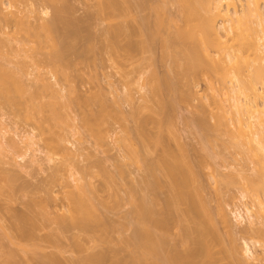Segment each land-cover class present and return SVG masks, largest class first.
<instances>
[{"label": "bare ground", "instance_id": "1", "mask_svg": "<svg viewBox=\"0 0 264 264\" xmlns=\"http://www.w3.org/2000/svg\"><path fill=\"white\" fill-rule=\"evenodd\" d=\"M26 1L28 2V0ZM144 1H142V5L144 4L143 3ZM47 2H52V1L49 0ZM100 2H102V0ZM114 2H115L114 0H105L103 5L102 3L100 4L102 5L103 8H105L103 9L101 7L103 9L102 11L105 10L104 12H106V10L108 9L107 13L110 11L109 13L111 16H112L111 13H114L113 19H116L117 16H118L117 18H126L128 17V15H130L128 13V10L131 13L132 9L130 11L129 2L128 5H126L127 4L126 2L124 4L125 6L122 5L121 7H117L118 4L117 0H116L117 4H115L116 2L115 3ZM175 2L178 5V9H179L178 20L170 16L169 17L173 20H171L168 16L167 18L166 13L168 11H166L164 7L165 5L160 4L159 6L160 2H158V6H156L157 4L154 5L153 3V6L151 8L154 11L153 13L155 14V19L153 17L154 16L153 14L152 16L153 18H151L150 16L149 18H147L148 19L147 20L146 19L147 16H146L145 18L143 17L145 20L141 18L140 19L141 21L139 22H141L140 23L141 25L142 23L144 24L145 22L146 25L148 26L154 23V30L151 31L153 33L151 35L150 32V35L152 37L154 36L153 39L156 40L159 39L158 41L161 42V46L163 45L162 48L165 49L163 51V54H165V52L167 53V55L165 54L166 56L163 55L165 58L168 56V54L170 56L172 55L171 57H175L171 59L172 63L174 59L176 61L175 64L176 66L174 65L175 61L173 63L175 67L172 66L174 68L173 71L176 72V73L173 72V74L175 73L174 76L176 78L178 79L180 78L181 79L180 81L185 82V83L181 82V85L179 81L177 82L180 85L179 86L180 87L179 92L181 90L180 96L181 97L184 96L182 97V99L185 98L186 103L194 99L203 100L204 98H206L208 100V103L205 102L204 104L200 105L201 107L199 106L200 111L198 115V122L196 121V123L197 125H200L203 130L201 129L200 126L198 127L202 131L208 129V132L210 131L209 129H212L217 134V135L215 134L216 135L215 137L218 136L217 139L215 138L213 140H216V142L220 141L221 143L224 142L223 145L224 148L226 149L228 147L233 148L236 154L235 157H238L240 155L241 159L245 162V164L249 165L250 163L252 165L253 176L252 177L250 176V178L248 177L247 179L248 185L246 187H242V191H243L242 195L243 197H248L250 199L249 203L246 202L244 204L245 208L243 210L237 209L234 211L235 217L238 220V222L241 223L243 220H245L246 219L245 215L248 218L247 220L249 222V226L245 227L246 229L245 233L247 232L246 235H248L249 238L248 236H246L248 240L244 239L245 242L242 251L239 249L238 246L239 244L237 240H235L236 238L235 239L234 237L230 238L229 244H227L220 232L219 223H222L223 226L227 228L230 234H232L230 230H232L233 228L232 227L233 224H231L232 222H231V218H229L228 211L224 207L223 202L222 201H221L222 203L220 202L221 199L219 200L217 206V212H216L218 216L217 219L213 211L208 206L207 201L203 197L202 195L203 193H201L202 187H200L201 183L199 182V178H200L199 169L204 167L203 163L206 161V159L205 161L203 160L204 162L202 161L203 162L202 165L200 164L201 162L196 160L197 158H199L197 157L195 159L197 163L194 164H197L198 169L197 168L195 169V167L197 166H195L190 159H186V157L188 158V156H182L183 152L180 153V155H178L172 152V150L169 149L168 147H164L167 145L166 143L164 144L165 142L163 141L164 138L163 139L161 138V136L163 137L162 134L161 135L156 134L155 138L154 137L151 138V135H149L150 138L152 139L150 140L149 136H147L145 133V135H143L144 139H148L149 141H151V144L153 141L152 144L153 146H161V147L163 146L162 150L164 151L162 153L163 155L161 159L157 162V164L155 162L146 163L150 165L152 163L150 168L151 170L154 169L153 171H151L149 170V166L148 165L146 166V168H148L147 169L148 172L151 171L150 176L153 175L150 181L153 180L154 182L153 181L147 182L148 185L146 184L148 188L152 187L151 190L153 193L150 190L148 191V193H151V196L148 193H146L147 195L146 194L142 195L144 193L138 194V196L140 197L137 198V201L139 199V202L137 203L135 197H133L132 194V199L135 202V206L133 205L134 210L132 209V213H134L135 216L137 215L136 217L138 219L137 220L138 225L135 224L137 227L134 228L136 230L135 232H133L128 236H122L121 238L118 239L116 238L117 239L116 241L113 239V237L110 234V228L115 226L114 224H112V222L108 221L107 217H106L107 219L106 221L105 218L101 217L104 213L102 214L103 210H101L100 207L98 209L100 210L102 215H97L99 210L97 212L96 206L98 205H95V200H93L91 197V195L94 193H87L89 190L88 188L89 182L84 181L85 183H81L80 176L77 178V176H75L76 173L73 175L72 172V175L70 176L71 173L67 172V170H63L64 168L63 164L68 163L65 162L67 160H64L61 161L60 164L58 165H56L57 163L53 165L54 171L53 172L50 171L52 174L50 175L51 178H49V180L50 179L51 180L48 182L49 184L47 185V187L50 185V187H48L49 191H47L46 189L47 191L46 194L48 195V196L46 195L47 197L46 199L40 197H39L40 199L34 198L38 196H34L33 198H31L32 200L30 199V202L31 201L32 202L31 203H28L29 201L27 202L28 203L27 215H26L27 211H23V213L25 212L24 215L16 212L17 209L16 210L14 209L13 212L7 210V212H11L9 213L10 218L12 217L11 223L4 224L5 221H3L2 224L0 223V228H1L0 232L3 233V236H6L4 237L5 239H3V237L1 238L5 242L6 239L8 240L6 242V243L9 242V244H6L7 246L10 245L12 246V247L10 246L11 248L10 247L8 248L9 250L7 251V254L6 252H3L5 253L4 255H7L5 259L4 256H1L3 257L4 260H7L5 264H256V261H259L258 264H264V0H175ZM58 3L60 4V2H57V4L55 2L53 3L56 4V6L54 5L55 8H57V6L61 7L60 5H58ZM239 5L242 6L241 9L239 8ZM7 6L10 7V3L9 5H6L5 0H0V20H1L0 23L3 24L6 23V26L10 27V25L7 24H11V23L13 24L16 18L18 20V16H17L18 14H16L17 12L14 10L11 9H10L11 11L8 10ZM118 6L120 5L118 4ZM126 6H128L127 7L128 10L127 8H125ZM122 7H124V9ZM110 9L115 11L113 12ZM45 10L44 12L47 13V11ZM7 11L8 12L10 11L12 16L11 14L9 15ZM56 11H59L58 12L59 15L63 14L60 13L61 11H63L62 8L61 10L60 8L59 9L57 8L55 9V12ZM116 14L117 16L115 17ZM168 14L169 13H167V15ZM55 16H57V13H55ZM24 20L26 23L27 20L26 19ZM2 21H4L5 23ZM28 21L27 23L30 24L31 26V23H29ZM149 21H151L152 23L150 22L148 24ZM54 22L55 21H53V23L47 22V24H44L46 27H44L43 25L44 22H42V24H40L43 25L42 28L39 25L40 26L39 29H41V31L43 29L42 32L46 31L45 28L47 29L46 33L44 34L40 33V35L42 36L45 35L47 37V33H48L49 38L45 37L46 39H48L45 40L47 41V43L48 41L49 42L51 41V43H48V45H50V48L52 47V45L53 47H55V50L52 47L55 52H53L50 55V57L52 56L51 57L52 61L51 59H49L50 61L49 63H51L50 68H52V76L55 82L54 81H53L54 83L51 81L49 82V79L51 80V78H49L47 81L44 79L45 77H43L42 80L43 79L44 80L43 83H41L42 85L39 84L41 87L43 86V88L45 87L47 90H49L50 93L52 92L51 94L54 95V97L52 96L53 100L55 99V97L59 99V97L62 96V94L59 95L58 93L60 90L58 89V91H56L57 89H54L58 87H52V85L54 84L53 86H55L57 80H61L62 78H66L69 80L70 76L68 77V74H70L69 71L71 69L70 66L72 64L70 62V59L67 58L68 56L66 54L68 53V49H70L68 48L70 47V45H68L70 39L68 43H66L68 47L67 45L63 46L62 47L63 50H59L60 48L56 47V43H58L59 38H57L58 32L55 31L57 28L54 27L55 26ZM57 22H59V20ZM17 23L18 21L15 22V24ZM22 25L24 27L18 25L19 27H21L20 29L24 28L22 30L28 31L26 30V28L28 27L30 28L29 25L25 26L27 24H22ZM146 25L144 24V27L143 25L141 27L138 26L140 32L138 29H136L137 27L135 28L136 31L134 27L131 28V30L133 29L132 31H134L135 34L136 33L142 34L141 28L143 29L145 28L143 30L142 36L144 37L146 34H147L146 36H148L149 32L148 31L146 32ZM34 26H33V31L35 33V31L37 32L38 27L35 28ZM128 26L130 27V25L128 24L125 25V23H119L116 25V27H113V29L115 28L114 34H112L113 32L111 33L109 31L114 38L116 37V39L114 40H117L118 37L117 40L118 42L117 41L114 42V45L116 47L119 45L120 36L124 35V37H126L125 34L127 33L128 35L130 32L131 33L128 36L131 35L133 36L132 34L133 32L129 30L130 28ZM152 26H149L148 28L153 29ZM19 27L17 29L20 32ZM171 29H172L171 31L172 35L169 33ZM29 30L30 32H33L31 31L32 26ZM163 30L164 31L166 30V33L168 31L170 35L164 34ZM53 31H55L54 34ZM0 32H4L3 26H0ZM30 32L28 33L30 34ZM34 33H31L30 35L31 36L36 35ZM154 34H156L157 37L159 35L161 37V40L160 37L156 38ZM40 35L38 34V36H33V37H35L34 40L37 42L38 48L42 49L44 48V46L42 45L44 44L45 41L43 40L44 38H42ZM55 35L56 37H54ZM68 35L69 34H67V36ZM76 35L73 37H76ZM150 35L149 37L145 36V38H143L144 41H146V43L148 44L149 41L151 40ZM146 38H149V40ZM144 41L142 40L143 43L141 44H145V47H147ZM62 43H64V40ZM150 43L152 44L153 41L151 40ZM151 44L148 45V48ZM5 45H7V41L0 38V107L7 106V104L9 105L18 104L15 98H13L12 91L14 92L16 90L17 91L19 90V92L23 91L26 93L25 90H27V88H25L26 87L25 82H23L21 79V76L23 75L22 72L24 71V67L26 63H24L25 61H22L21 63L15 65L7 64V54L3 51V46ZM58 47H59V43H58ZM126 47H125L126 56L127 57L129 56L128 58L131 59L130 57L133 55L135 49L136 48L138 49V45L135 42L133 43V41H129V43L127 42L126 44ZM141 48L142 49L144 48L143 45H141ZM148 48L145 49L147 50ZM16 50L17 49H15V52ZM18 52L19 51L17 50L16 53L19 54ZM169 57L167 58L169 59ZM36 64L34 65L35 67ZM73 64L75 63L73 62ZM38 66L39 64H37V68ZM176 67L177 70H179V72L176 71ZM54 70H55V74H53ZM152 71L153 72L149 74L150 77L148 76L150 79L148 78V81L145 82L146 84L148 83L147 84L148 86L145 87L146 84L145 85L144 83L142 84V87H145L146 90L147 87L149 88V90L147 91L152 97L149 96L148 100L144 98V101L148 102L150 98L151 99L154 98L153 100L155 101V99L157 98L156 99L157 101H155L157 102L156 109L154 110L153 108V110L161 114L162 111L163 112L165 111L166 108L165 102L167 103L168 107L173 106L171 105L172 103L170 104V100H168L169 102L168 104L167 98L162 97L164 96L163 90L165 88L167 89L168 84L169 83L172 84V82L169 76H168L169 79L166 78L167 77L166 75L161 77L158 74H156L155 70ZM31 72H28L27 74L32 75ZM58 75L59 77L61 75L62 78L57 79ZM64 75L67 77H64ZM177 75L180 76L177 77ZM41 77L42 75L40 73L39 78L41 79ZM199 80H204L207 83L206 91L201 92L197 88L199 84ZM173 84L171 86H173L174 88ZM31 85L33 86L34 84ZM40 86H38V88L35 87L36 88L35 92L40 93L43 91L44 93L46 89L41 88V90L42 89L43 90L40 91ZM70 86H73L74 89L70 87L72 90H69V93L71 92L74 96L78 94V92L76 91V86L75 85H70ZM181 86L183 89L181 88ZM50 88L51 90L52 88L54 90L51 91ZM32 91L33 89L31 90L29 88L28 90V93L30 92L29 93L30 96L28 97L29 101L27 99L26 100L30 104H32L34 108L36 107L35 110L37 109V107L40 108V110H36L37 112L41 111L42 113L45 107L50 106L49 110L48 107L45 108L44 111H47L50 117H52V119L54 120L52 126L50 127L46 126L48 127V129L46 128L47 131L49 130L48 134L50 133L51 135L50 137L47 136L48 138H46V139H50L49 141L47 140L46 142L48 143L47 147L50 148L48 149L49 150L57 149L58 151H62L66 153L67 151L65 150H68L69 148H67V145L64 146L65 144L62 143L63 141L65 142L66 139L62 138L64 136L63 135L64 128L61 129V124L64 125V123L62 122L64 121L63 118L65 117L63 116H66V115H62L63 113L61 111L62 107L66 106V105L61 106L62 102H64L63 99L60 97V99H62V101L59 99L61 103L58 102L55 103L54 101L53 103H49L47 101L49 103V104L47 103V106L40 105L41 102L46 103V101L44 102V100L46 99H48L49 101L51 100L50 102H52V98L49 96L51 94L48 95L49 92L45 91L46 92L45 96L46 97L49 96L51 99L46 98L44 96L46 99L44 98V100H42L43 99L42 95L44 94L42 93H40V95L39 93L33 94L34 92L32 93ZM74 91L75 93L76 92L77 93L75 94ZM183 92L184 94H182ZM33 95H38L36 96L37 99ZM98 95L99 97H96L97 93L93 94L92 95L93 98L84 96L82 97L83 99L85 98L84 101L82 98L80 99L81 100L80 102L83 101V105L81 103H78L77 105L79 107L83 106L84 110L86 108L90 110L89 111L88 109H86L88 113L87 111L83 110L85 112L83 113L81 108L80 111H82V115L85 114L84 115L85 118L84 116H82L85 119L84 123H86L87 126L93 129H95L96 127L99 128V126L107 124L106 123L108 121L107 119L109 118L110 120V117L113 118L114 114L116 116L118 114V116L121 117L120 109H116V111L118 110L117 113L116 111H112L111 109H109L110 105L108 106L109 108L106 106L105 107L103 106L102 108V105L104 104L108 105V104L105 103L104 101H100L104 99L103 98L100 99V94ZM39 96L40 98H42L40 99L41 101L39 100ZM77 96H79V94ZM77 96L74 99L77 100ZM147 96L145 95L144 97ZM33 97L35 98L33 99ZM70 97L71 96H69L68 98ZM86 97L88 98L86 99ZM68 98L66 99L70 100ZM89 98L92 100L96 98V101L97 98H99V100L97 101L99 103L97 105L99 109H96L97 107L94 108L95 105L93 104L96 103L95 100H93V102L90 103L92 100H90ZM32 99L34 100V102H36L35 100L38 101L34 103L32 102L33 101ZM88 99L90 100V102ZM185 99H183L182 101L185 102ZM26 100L24 101V103H26ZM71 104H73V102ZM90 104L92 106H90ZM99 105L101 107H99ZM73 106L76 105L74 104ZM86 113L89 115H87ZM112 113L114 114L112 115ZM64 114L66 113L64 112ZM163 114L167 116L166 114H168V112H166V114L165 113ZM44 115L47 117L46 112H44ZM108 115L110 117H108ZM41 117L43 118L44 121V116ZM50 117L49 118L47 117L48 120L51 119ZM211 118L213 119V122L210 120ZM38 120L40 119L38 118ZM38 120L36 124L42 122L41 120L40 122ZM169 120H168V124L170 123ZM148 121L149 120H147V122H144V120L141 121L140 126L142 128H146L147 126L146 123H149ZM2 123L3 122L0 121L1 135L3 134L2 128H4L1 125ZM42 123L40 125H42ZM40 127L39 129L43 131L44 127L43 128L42 126ZM60 129L61 131L62 130L63 131L61 132ZM104 129H101V131L103 130V133H101L100 129H98V134L101 133L104 134L105 136L107 132L109 133L110 129L109 131L108 129L105 130ZM5 131L7 130L5 129ZM47 131H45L46 134ZM104 131H106V133H104ZM45 132L43 131L39 133H41L40 135H42V133L45 134ZM208 132H205V134L210 135V133ZM20 134L21 133H19V135ZM38 134L37 133L35 134L34 132H32V130L29 132H24L22 136H20L21 137L20 141L22 143H25L26 146H28L27 148L31 150L32 149L31 146L35 145L34 144L35 142L34 139L36 138L35 135ZM158 135L160 138L158 137ZM221 135L222 137L223 135L226 136L223 137L224 140L221 137ZM104 136L99 135V137H101L100 140L102 141V143L103 141H105L104 138H106ZM156 137L158 138L156 139ZM206 137L207 139L208 138L210 139V136H206ZM220 138H222V141ZM207 139L204 140L205 144L209 143L211 140V139L208 140L209 141L208 142ZM10 142L11 143L8 142V144L9 145L11 144L13 146L12 147L10 145L12 148H15L14 146L18 145L17 141L11 140ZM210 143H212V140ZM129 146H128L129 149L130 148L133 149V147H131V144ZM132 149L128 151L130 152V156L132 155L131 157L133 159L136 158L137 156H140L138 153L137 154L133 153L134 151L136 152V150L133 149L134 150L133 151ZM27 154H25L22 158H24ZM65 155H63L64 158H66ZM3 156L7 157L6 154H4ZM142 156H143V160L146 162L147 159L145 160L144 158L145 155ZM142 156H140V160L142 159L141 158ZM199 156L202 158V155ZM4 157H0V164L2 166L3 164L7 163V160L4 159ZM205 157L207 158L208 156ZM47 160L49 162L54 160L52 154L49 155V153H47ZM137 160H139V157L137 158ZM36 161L37 160H35V162ZM32 162H34L33 159ZM154 165L155 168L152 167ZM158 167L162 170L163 172L162 174H164L163 176L165 177V182L167 181L166 183L165 182L163 183V180H161L162 178L158 176L160 174L156 173L157 171L155 170H157ZM64 169H66V167ZM67 169L69 170V167ZM4 170L0 169L1 176L5 174ZM245 170L243 172L242 171L240 172L244 173ZM154 171L155 174L153 173ZM245 174H243V178ZM8 175L9 174L7 175L5 174L2 176V178H4V180L7 181L8 180L7 178H10V176ZM236 175L240 177V175L238 174ZM108 176H110V174ZM237 176L235 177L238 178ZM81 177L83 178L82 175ZM229 178L230 180L226 179L224 183L226 182L227 184L228 181L232 182V180L234 179V177L232 178L230 176ZM72 179L74 181V184H72L73 182L72 183L70 182ZM146 179L149 180V178ZM2 180H0V182ZM237 182H243V181L238 180ZM86 183H88V185ZM149 184H151L152 186L150 185L151 187H149ZM243 184L242 186L246 185ZM90 186L91 185H89V187ZM201 186H203V184ZM15 187L17 188L18 186L16 185ZM15 187L13 188V190H15ZM55 187H58V189H56L57 192L55 190ZM163 187L166 188L167 190L164 191L166 194L163 202L161 203V199L159 198L158 194L160 189H163ZM20 188H17L18 190H16V192L19 190L21 191L22 188L21 189ZM10 189L12 190V186ZM89 191L90 192L93 191V186H92V191L91 188ZM132 192H134L135 194L137 190L136 191L132 190ZM43 196L45 198V195ZM147 197H149L150 199ZM59 200L60 202L58 203ZM50 201H53L54 202L53 204H55L56 206L54 207V209L56 210L54 212L57 213H54L56 214V216L53 215V217L50 216V211L52 212V210L49 209H51L50 207L53 208L54 205L52 206L50 204L52 202ZM179 205H185V208H178ZM103 207L104 209L106 208L105 206ZM37 209H39L40 211ZM59 210H61L60 213H58ZM14 211L16 213H14ZM175 211L177 212L180 211V212L178 213L176 212L175 214ZM104 215L106 216V214ZM131 216H133V214ZM175 224H179L180 226L179 228L180 233L178 234L177 237L172 233V226ZM45 229H49L48 230L49 232H46L45 234L43 233L44 235L39 234L41 230L43 231ZM68 233L70 236L73 233V236L71 237H73L74 241L72 240L71 237L69 239L73 241V245L75 248L70 246L72 245V242H70L71 244H67V245H69V248L72 247L76 249V250L73 249L74 251L72 249H69L72 250V254L69 253V255L67 253L68 251L65 252L67 254H65L64 251H61L63 242L69 237L67 235ZM249 239L253 241L252 243L254 246L258 245L259 247L262 248V253L260 255L255 254L253 252L251 241L249 242ZM119 241L122 242L123 244L122 247L124 246L123 248H125L124 250H126L125 254L121 253V250L123 251L121 246H120L121 249L120 247H118L119 249L116 248V245L119 244ZM1 247L3 248V245H1ZM4 248L7 247L4 246ZM66 250H68V248H66ZM1 260L2 259H0V261Z\"/></svg>", "mask_w": 264, "mask_h": 264}, {"label": "rangeland", "instance_id": "2", "mask_svg": "<svg viewBox=\"0 0 264 264\" xmlns=\"http://www.w3.org/2000/svg\"><path fill=\"white\" fill-rule=\"evenodd\" d=\"M25 1L26 0H24V1L18 0V2H17V0L16 1L5 0L6 5H9V3H10V7L7 6L8 7L7 9L8 10L11 9V10H14L17 12L16 14H18L17 15L18 20H17V18H16V20L18 21V23L19 22L20 23L15 24V22H17V21L14 20L13 24L12 23L7 24V25H10V27L6 26V23L4 21H2V22H4L5 24L0 23V26L4 27V32H0V38L7 41V45L3 46V51L7 54V64L15 65V64L21 63L22 61H25L24 63H26V64L24 67V71L22 72L23 75L21 76V79L23 82H25V86H26L25 88H27V90H25L26 93L23 91L19 92V90L18 91L16 90L14 92L12 91L13 98H15V100L18 102V104H15V105L7 104V106L0 107V121L3 122L1 125L4 127V128H2L3 138H2V135L0 134V139H2V140H0V157H4L3 156L4 154L7 155V157H4V159L7 160V163L3 164V166L0 164L1 165L0 169L4 170L6 168L7 170L6 169L4 170L5 174L6 175L9 174L8 176H10V178H7L8 180L6 181V180H4V178H2V176L5 174H3L2 176L0 175L1 176L0 180L3 179L0 182V223L2 224V222L5 221L4 224L5 223L10 224L12 217L10 218L9 213L13 212L14 209L15 210L17 209L16 212H18L19 214H24L25 212L23 213V211H27L28 203L32 202V201L30 202V199L33 198L34 196H38V197H34V198L40 197V198L46 199L47 198L46 192L49 191L48 187H50V185L48 187H47V185L49 184L48 182L51 180V179L49 180V178H51V176H50L52 174L51 172L54 171L53 165H55L56 163H57L56 165H58V164H60L61 161L67 160L65 162H68V163L63 164V167L64 168L66 167V169L63 168V170H67V172L71 173L70 176L72 175V172H73V175L76 173L75 176H77V178L80 176L81 183H85L86 181L89 182V185H91L90 187H89L88 183H86L88 185L89 190L91 188V191H92V186H93V191L90 192L87 188V190H88L87 193H94L91 195V197L93 200H95V205H98V206H96L97 212L99 210L98 208L100 207L101 210L104 211V212L102 211V214L103 213L106 214V216L104 214H103L104 215L103 216L99 210L97 215H102L101 217L105 218V221L107 220L106 219V217H107L108 221L112 222V224H114L115 227H111L112 229L110 228V234L113 237V239L116 241L118 238H121L122 236H128V235L132 234L133 232L136 231L134 228L137 227L135 224H137V222H138L137 221L138 219L136 217L137 215L135 216L134 213H132V209L134 210L133 205L135 206V202L132 199V194H133V197H135L136 202L138 203L139 199L137 201V198L140 197V196H138V194L144 193L142 195H145L146 193H148L149 190L152 192V190H151L152 185L149 184V187H151V188H148V186H147L148 185L147 182L153 181V180L150 181L152 179V176H153V175L150 176L151 175L150 172L153 171L154 169L151 170L150 166L154 162L157 164V162L161 159V157L163 155L162 153L164 151V150H162L163 146L162 147L161 146H153L152 145L153 141L151 144V141H149L148 139H144L143 135H145V133H146L147 136L151 135V138L152 137L155 138L156 134H160V135L162 134L163 137L161 136V138L162 139L164 138L163 139V141H165L164 144L166 143V145H167L164 147H168L175 154L180 155V153L183 152L182 156H188V158L186 157V159H190L193 164L197 163V161H195V159L197 157H199V158H197L196 160L201 162L200 164H202L206 159V161L203 163L204 167L199 169L200 171L198 170L200 172V174H199L200 178L198 177L199 182L201 183V185L203 184V186L200 185V187H202L201 193H203L202 194L203 197L207 201L208 206L213 211V213L215 214L217 219H218V216L216 214L217 206H218L219 200L221 199L220 202L222 201L224 207L227 209L228 214H229V218H231V222H232L231 224H233L232 225L233 228L231 227L232 230L229 229L232 232V234H230L229 231L227 230V228L224 227L222 223H219L220 232H221L222 236L224 237L225 242L227 244H229L230 238H232V237H234V239L236 238L235 240H237V242L239 244L238 245L239 249L242 251L243 246H244V242H245L244 239L248 240V238H249V236L246 235L247 232L245 233V230H246L245 227L249 226V222L247 220L248 218L246 217V215H245V218H246L245 220H243L241 223L238 222V220L235 217L234 211L237 209L243 210L245 208L244 204L246 202L249 203L250 199L248 197H243V195H242V192H243L242 187H246L248 185V181H247L248 177L250 178V176L251 177L253 176L252 165L250 163H249V165L245 164V162L241 159L240 155L238 157H235L236 154H235L233 148H229L228 146H227L228 147L227 149L224 148V146H223L224 142H222L223 143L222 144L220 141L216 142V140H213L215 138L217 139L218 136L215 137L217 134L212 129H209L212 132H210V131L208 132V129L206 130L204 127V129H205L204 131L210 133V135H206L205 132L202 131L203 130L202 127L200 125H197L196 121L198 122V115H199V111H200L199 106L201 104H204L205 102L208 103V100L206 98H204L203 100L194 99V100H190L189 101L190 103L189 102L186 103V99L183 98V99H185V102L182 101L183 100L182 97H184V96H182V97L180 96L181 90L179 92V89H180L179 86L181 85V82H184V81H180L181 80L180 78L178 79L174 76L176 72L173 71L174 68L172 66H174L176 64V61L174 59L175 63L173 61V63H174V65H173L171 59L175 58V57H171L172 55L170 56L168 54L167 57L170 56L171 58L170 57H169V59L167 57L165 58L163 55H165V54L167 55V53L165 52V54H163V51L165 50L162 48L163 45L161 46V42L158 41L159 39L158 40L153 39L154 36L153 37L151 36L153 33L151 31L154 30V23L149 25V26L153 25L152 26L153 29L150 28L151 29L150 30L148 28L149 26L146 25V23L144 22V24L146 25V32L148 31L149 35L151 32L150 39L153 41L152 44L150 43L151 40L149 41V44H151L149 46V48H148L149 44L146 43V41H144V39H143V38H145V36L147 34L144 37L142 36L143 30L145 28L144 29L141 28L142 34L141 33L135 34V32L132 31L133 29L131 30V28H133V27H134V29L136 27H137L136 29H138L139 28L138 26L141 27L142 25L144 27V24L142 23V25H141L140 24L141 22H139V21H141L140 20L141 18L144 19L147 16L146 17V19H147L151 16V18L154 17V19H155V14L153 13L154 11L151 9L153 6V3H154V5L157 4L156 6H158V2H160L159 6H160V4L161 5L164 4L166 11H168L167 13H169L167 15V13L165 12L166 17L170 16V17L178 20L179 19V9H178V5L176 4L175 0H146V1L142 0V1H144L143 5H142L141 0H130V1L129 0H127V1L126 0H117L118 4L120 6H118L116 0H114L116 2V3L115 2L114 3L117 4V7H121L126 2H127L126 5H128V2H129L130 11L132 9V11L130 13L128 8H127L128 6H126L125 8H127L128 13L130 15H128V17H126V18H117L118 16L116 14L115 15V17L117 16L116 19H113L114 13H111L112 16L109 13L110 11L107 13L108 9L106 10V12H104L105 10L102 11L103 9H105L102 7L105 0H102V2L104 1L103 3L100 2L101 0L100 1L99 0H62V1L59 0V1H57L56 0L57 2H60V4L58 3V5L61 6V7L57 6V8L58 9L60 8V10L62 8V10L64 11V12L63 11L60 12L61 14L63 13L62 15H59V13H58L59 11L55 12V9H57V8H55L57 2L54 0H50V1H52V2L54 1L56 4H53L54 2L53 3L47 2L49 0H28V2L26 1L28 4ZM101 3H102V5H100ZM131 4H133L134 6ZM26 5H28V6H26ZM122 8L124 9V7H122ZM239 8L241 9L242 6L239 5ZM30 10L33 12H31ZM44 10L47 11V13H45ZM110 10H112V9H110ZM10 11L9 12L7 11L9 13V15L11 14ZM116 12H117V10H116ZM55 13H57V16H55ZM153 14H154V16H153ZM58 15L62 19L59 18ZM11 16H12V14H11ZM24 17H26V18H24ZM57 17H58L59 22H57L58 21ZM19 18H20V20H19ZM24 19H26L27 21L29 20L28 22L31 23V26H32L31 31H33L34 25H35L34 26L35 28L38 27L37 32L39 35H40V33L44 34L47 32L46 28H45L46 31L44 30L45 32H42L43 29L41 31V29H39L40 26L42 28V26L44 24H47V22L53 23V21H55L54 27L57 28L55 31L58 32V33L57 32L56 33L58 35L57 38H59V40H58L59 47H58V43H56V47L60 48L59 50H63L62 47L67 45L66 43H68V41L70 39V42L68 43V45H70V47H68V45H67V47L70 49H68V53H66V54L68 56L67 58H69L70 62L72 63L71 66H73V67L70 66L71 69L68 67L70 69V71L68 69V71L70 72V74H68V77L70 76L69 80L66 78H62L61 75L59 77V75H58L57 79L62 78L63 80L62 79L57 80V83H55V86H53L54 84L52 85V87H58V88H54V89H57L56 91H58V89L60 90L59 93L58 92H56V93H58L59 95L62 94V96H60V97L63 99L64 102H62L61 106L66 105L65 107H62V109H61V111L63 113L62 115L67 116V117L63 116L65 118L62 117L64 120V121L62 120L63 121L62 123H64V125L61 124V129L64 128L63 129L64 130V134H63L64 136L62 138L66 139L65 142L63 141L62 143L65 144L64 146L67 145V148H69L68 150H65V151H67L66 153L62 152V151H58L57 149L49 150L50 148L47 147L48 143H46L47 140L48 141L50 140V139H46V138L51 136L50 133L48 134L49 130L47 131V129H48V127L52 126V124L54 123V120L52 119V117H50V115H49V113H47V111H44V109L48 108V107H49L48 110L50 109V106H47L48 102L53 103V101H54L55 103L56 102L61 103L60 100L62 101V99H60V97H59V99H60L59 100L57 97H55V99L53 100L52 96L54 97V95L51 94L52 92L50 93V91L47 90L45 87L43 88V86L42 87L40 86V85H42L41 83H43L44 79L48 81V79L51 78V80L49 79V82L50 81L55 82V80L52 76V68H50L51 63H49L50 62L49 59H51V57H52V56L50 57V55L53 52H55L54 51L55 47H53V45L51 44L52 47L54 48V50H53V48L52 47L50 48V45H48V43H51V41L50 42L48 41V43H47L46 40H48V39H46V38H49L48 33H47V37L45 35H43V36L40 35L42 38H44L43 40L45 41L44 42L42 40L44 42V44L42 43L43 44L42 46H44V48H42V49L38 48V44L34 40L35 37H33V36H38V34L36 31H35V33H34V31L30 32L29 29L31 28V26H30V24L27 23V21L25 23ZM45 20H46V23H45ZM171 20H173V19H171ZM7 22H9V21H7ZM42 22H44L43 25H40V24H42ZM142 22H143V20H142ZM150 22L151 21H149L148 24ZM21 23L27 24L25 26H28V25L30 26V28L28 27L29 29L26 28V30H28V31L22 30L24 28L20 29L21 27H19L18 25L24 27ZM119 23H125V25L126 24L130 25V27L129 26L128 27L130 28L129 30L133 32L132 33L133 36L132 35L128 36L131 33V32L129 33V31H128V33H129L128 35H127V33L125 34L126 37H124V35L120 36V39H119V45L120 46L118 45L116 47L114 45V42L118 40V37H117V40H114V39H116V37L114 38L112 34H114V29H115V28L113 29V27H116V25ZM133 25H135V26H133ZM17 26L19 27L20 32L18 31ZM44 27H46V26L44 25ZM15 28L18 32L15 30ZM111 29H113V30H111ZM136 29H135V31H136ZM172 29L169 32L170 34H171ZM34 30H36V29H34ZM38 30L41 32H39ZM74 30H76V31H74ZM13 31H15L16 33ZM55 31H53V34ZM109 31L111 33L112 32L113 33L111 34ZM28 32H30V34L34 33L36 35L32 34L33 36H31ZM139 32H140V30H139ZM169 33H168V31L166 33V30L164 31V34L170 35ZM67 34H69V35L67 36ZM74 34L75 35L78 34V35H76V37H73V36H75ZM149 35L146 37H149ZM154 35L156 38L160 37L159 35H158V37L156 34H154ZM65 36L68 38H66ZM164 36H167V35H164ZM54 37H56V35ZM62 39L64 40V43H62L63 42ZM146 39L149 40V38H146ZM142 40L144 41V43H146L147 47H145V44H141V43H143ZM160 40H161V37H160ZM112 41H113V44H112ZM129 41H133V43L135 42L138 45V49L137 48L135 49V51L133 52V55L130 57L131 59L128 58L129 56L128 57L126 56V50H125L127 48L126 44H127V42L129 43ZM71 44H72V46H71ZM139 45H140V48H139ZM141 45H143V47H144L143 49H145V48H148V49L143 50L141 48ZM123 46H125L126 48ZM15 49H17L19 51L18 52L19 54L16 53L17 50L15 52ZM73 49H74V52H73ZM49 52H51V53H49ZM26 53L28 56L26 55ZM48 57H50V58H48ZM53 59H54V57H53ZM51 61H52V59H51ZM73 62L75 64H73ZM34 63L39 64L38 68H37V64H36V67L34 66L35 65ZM52 65H53V62H52ZM54 65H55V63H54ZM54 68H55V66H54ZM152 70H155L156 74H158L161 77L166 75L167 76L166 78H168V76H169L172 84L174 83L173 84L174 88H173V86H171L172 84H170L168 81V83L170 84V85L168 84L169 88L167 86V89L165 88L164 89L165 91L163 90L164 96H162V97H166L167 102H168V100H170V104L172 103L171 105H173V106L168 107L167 103L165 102L166 106L165 105L164 106L166 108H165V111L164 112L162 111V112L165 114H166V112H168V114H166L167 116H165L162 112L160 114V113H157L156 111H154L156 109V103L157 102H155V101H157L156 100L157 98L155 99V101L153 100L154 98H152V99L150 98V100L148 102L144 101V98L148 100V97L151 96L149 94V92L147 91V90H149V88L147 87V90L145 88L146 86H148L147 85L148 83L146 84L145 82L148 81V78L150 77L149 74H151V72H153ZM176 71L179 72V70H177V67H176ZM28 72H31L32 75H28L27 74ZM173 72H175V73L173 74ZM40 73L42 75L41 79L39 78ZM53 74H55V70H54ZM178 76H180V75H177V77ZM43 77H45V78L42 80ZM64 77H67V76L64 75ZM132 79H133V81H132ZM178 81H179L180 85L177 83ZM143 83H144V85L146 84L145 87H142ZM31 84H34V85L32 86ZM70 85L76 86V91L78 92L79 96H77L78 94H76L77 92L75 93V91H74V93L76 94L75 96L71 92L69 93V90L74 89L73 86H70ZM177 85H178V87H177ZM38 86H40V91H42L43 89H46L45 91L49 92L48 95L51 94L49 96L52 98V102H50L51 100L49 101L48 99H46V98L51 99L49 96H47V97L45 96L46 92L45 91H44V93H43V91L40 92L44 95H42L43 99L40 98V96H39V100L40 99L44 100V98L46 97L45 98L46 100H44V102L46 101V103L41 102L40 105L47 106L44 109L41 108V109H43L42 113H41V111H38L40 113H38L36 111V110H40V108L37 107V109L35 110L36 107L34 108L32 106V104H30L28 102L29 101L28 97L30 96L29 93L31 92L30 91L28 93L29 88L31 90L33 89V91H32V93L34 92L33 94H37L39 92H35V89H36L35 87L38 88ZM170 86L172 89L170 88ZM70 87H72V89ZM41 88H43V89L41 90ZM175 88H177V89H175ZM181 88H182V86H181ZM197 88L201 92H204L207 90V83L204 80H199V84H198ZM54 89L52 88V90H51V88H50L51 91H53ZM13 90H15V89H13ZM37 91H38V89H37ZM40 93H39V95H40ZM91 93H92V95L97 93L96 97H99L98 94H100V99L101 98L104 99V100H100V101H104L105 103L108 104V105H106V104L102 105V108H103V106L108 107L110 105L109 106L110 108L109 107L108 108L111 109L112 111H116V109H120L121 110V113H120L121 117L118 116V114H117L118 110H117L116 111L117 113L116 112L115 113L117 114L118 117L114 113H112V115L114 114V116H116V117L113 116V118H111L108 115V117H110V120H109V118L107 119L108 120L106 122L107 124L101 125V126H99V128L94 127L95 129L87 126L86 123H84V120H85L84 115L85 114L82 115V111L84 110V108H83V106L79 107L77 105H78V103H81L83 105V101L85 98L83 99L82 97H84V96L92 97ZM147 93H148V96H147ZM68 94H70V95H68ZM182 94H184V92ZM63 95H65V96H63ZM145 95L147 97H144ZM33 96L36 97L38 95H33ZM56 96H58V95H56ZM69 96H71V97L68 98ZM76 96H77V100L74 99V98H76ZM35 97H33V99ZM72 97L74 100L72 99ZM88 97H86V99ZM56 98H57V100H56ZM66 98H68L70 100H67ZM81 98L83 99L82 102H80ZM36 99H37V97H36ZM25 100H26V103H24ZM65 100H66V102H65ZM90 100H92V99H90ZM90 100H89V102H90ZM93 100H95V102H96L95 104H93V105H95L94 108L97 107L96 109H99L97 106L99 104L97 102L99 100V98H97V101H96V98ZM93 100L90 103H92ZM164 100H166V99H164ZM35 101L37 102L38 100H35ZM67 101L68 102L70 101L71 103L73 102V104H71L70 102L68 103ZM32 102H34V100ZM36 102H34V103H36ZM38 104H39V102H38ZM74 104L76 106H73ZM168 104H169V102H168ZM40 105H38V106H40ZM90 106H92V105L90 104ZM99 107H101V106L99 105ZM81 108H82V111H80ZM153 108H154V110H153ZM86 109H88V108H86ZM86 109L84 111H87ZM109 109H107V110H109ZM162 110H163V108H162ZM84 111H83V113H85ZM44 112H46L48 118L49 117L51 118L50 120H48V118L44 115ZM64 112L66 114H64ZM80 112H81V114H80ZM159 112H160V110H159ZM87 113H88V111H87ZM87 115H89V114H87ZM41 116H44L45 123H44L43 118ZM82 116H84V118ZM38 118L44 124L42 122H40V120H38ZM45 118H46V120H45ZM146 119L149 120L148 121L149 123H146L147 124L146 128H142L140 126V123L143 120H144V122H147ZM37 120L40 123L36 124ZM168 120L170 122L169 124H168ZM210 120L213 122L212 118ZM108 122H110V123H108ZM41 123H42V125H40ZM103 123H105V122H103ZM36 125L38 128L36 127ZM38 125L42 126V128L44 127L43 131L44 132L47 131V134L45 132V134L42 133V135H40L41 133H39V132H43V131H41V129H39L40 126H38ZM46 126H48V127H46ZM198 126H200L202 130ZM104 128L108 129V131L110 129L109 133L107 132V134L105 136H104V134H101V133H103V130L101 131V129H104ZM5 129L7 131H5ZM61 129H60V131H61ZM98 129H100V131H101V133H99V134H98ZM31 130L35 134L39 133L38 134L39 136L35 135V137H36L34 139L35 145L31 146L32 149L30 150L27 148L28 146H26L25 143H22L20 141L21 140L20 136H22V134L24 132H29ZM19 133H21V134L19 135ZM104 133H106V131H104ZM99 135H103L104 137H106V138H104L105 141H103V143L100 140V138L102 136L99 137ZM206 136H210L212 143H210L211 140L209 138L207 139ZM158 137H159V135H158ZM158 137H156V139ZM221 137H222V135H221ZM223 137H226V136L223 135ZM149 138H150V136H149ZM151 138H150V140H152ZM222 138H220L221 141H222ZM205 139H207V141L210 140V142L208 141L209 143L205 144L204 143ZM227 139H228V137H227ZM11 140L17 141L19 146L17 145L18 147L14 146L15 148H12L13 146L10 144L12 146L11 147L8 144V142L11 143L10 142ZM223 140H224V138H223ZM1 142H2V144H1ZM130 144H131V147H133V149L136 150V152L132 148H130V149L128 148V146ZM131 149L134 151L133 153H136V154L138 153L140 156L145 155L144 158H145V160L147 159L146 162L143 160V156L141 157L142 158L141 160H140V156H137L136 158L133 159L131 157L132 155L130 156V152L128 151ZM229 149H231V150H229ZM32 151L35 152L37 154V156ZM24 153L25 154L28 153V154L24 158H22L25 155ZM47 153H49V155L52 154V156L54 157L53 161L49 162L47 160ZM32 154H34V155H32ZM136 154H135V156H136ZM30 155L32 157L33 156L34 157L32 158ZM63 155H65V157L67 159L64 158ZM199 155H202V158L203 157L204 158L202 159ZM204 155L208 156V157L206 158ZM135 156H133V157H135ZM138 157H139V160H137ZM31 158L33 159L34 162H35V160H37V161L34 163V162H32ZM62 158H64V159H62ZM148 162L149 163L152 162L151 165L146 164ZM147 165L149 166V170H151L149 172L147 170L148 168H146ZM194 165L197 166V164H194ZM202 165H201V167H202ZM68 167H69V170L67 169ZM152 167L155 168V165ZM196 168L198 169V166L195 167V169ZM120 170H121V172H120ZM244 170H245L244 173L240 172V171L243 172ZM155 171H157L156 172L157 174L159 173L161 175V176L160 175H158V176L162 178L161 180H163V183H164L165 177L163 176L164 174H162L163 173L162 170L158 167L157 170H155ZM155 171L153 172L154 174H155ZM69 173H68V175H69ZM109 174H110V176H108ZM236 174L240 175V177L237 176ZM243 174L246 175V176L244 175V178H243ZM81 175L83 176V178L81 177ZM211 175H213V176H211ZM234 175L237 176L238 178H236ZM247 175H249V176H247ZM229 176L232 178L234 177L233 180L231 179L232 182L228 181L227 184H226V182L224 183V181H226V179L230 180ZM215 177H217V178H215ZM146 178H149V180ZM239 178H241V179H239ZM235 180H236V182H235ZM238 180L239 181L241 180L243 182H237ZM8 181H9V183H8ZM246 181H247V183H246ZM70 182L71 183L73 182L72 184H74L73 179ZM243 183L246 185H244ZM242 184L244 186H242ZM16 185L18 186L17 188H20V187L22 188V189L20 188L21 191L19 190L16 192V190H18L15 187ZM11 186H12V190L10 189ZM14 187H15V190H13ZM46 189H47V191H46ZM56 189H58V187H55V190ZM132 190H134V191L137 190V192H136L137 195H136V193L134 194V192H132ZM166 190L167 189L163 187V189H160V191H159L158 196L161 199V203L163 202V200L165 198L166 193L164 191H166ZM14 192H16V193H14ZM56 192H57V190H56ZM42 194L45 195V198ZM148 194H150V196H151V193H148ZM41 195H42V197H41ZM93 197H95V198H93ZM141 197H143V196H141ZM152 197H153V195H152ZM147 198H149V197H147ZM50 202H52V203H50L52 206L54 205L53 208L50 207L51 209H49V210H52V212L50 211V216L53 217V215L56 216V214H54V213H57V212H54V211H56L54 209V207H56V206H55V204H53L54 203L53 201H50ZM59 202H60V200L58 201V203ZM103 206H105L106 208L104 209ZM178 208H185V205H179ZM7 210H9L11 212H7ZM37 210H39V209H37ZM180 211H178V212H180ZM16 212L14 211V213H16ZM60 212H61V210L58 211V213H60ZM176 212L177 211H175V214H176ZM27 213H28V211L26 212V215H27ZM131 213L133 214L134 217L131 216L132 215ZM13 220H14V218H13ZM243 227H244V229H243ZM179 228H180L179 224H175L172 226V233L176 237L180 233ZM241 229H243L244 231ZM48 230L49 229H45L43 231L41 230L42 233L40 232L39 234L44 235L46 232H49ZM73 233L72 234L70 233L71 236H73ZM0 234H1L0 238L3 237V239H5L4 237H6V236H3V233H1V232H0ZM67 235L69 236L68 239L65 238L66 240L64 242L62 241L63 239L61 240L63 242L61 251H64V253L68 251L67 253L69 255V253L72 254V250L75 247L73 245V241H74L73 237H71L69 235V233ZM246 236H248V238ZM70 237L72 238L73 241L71 239H69ZM3 239L2 238L0 239V242H2L0 244L3 245V248H4V246L7 248H4L5 249V251H4V249L0 245V252H1L0 253V259H2L0 261V263L2 261H4L2 263L5 264L7 262V260H4V259H5V257H7V255H4L5 253H3V252H6V254H7V251L9 250L8 248L11 245L7 246L6 244H9V242L6 243L8 240L6 239V242H5ZM250 241H251L253 252L255 254L260 255L262 253V248L259 247L258 245L254 246L252 243L253 241L249 239V242ZM70 242H72V245H70V246H72L74 248H72V247L69 248V245H67V244H71ZM65 244H66V246H65ZM122 245H123L122 242L119 241V244L116 245V248L119 249L118 247H120V246L122 247ZM64 247L68 248V250H66V248H64ZM121 247H120V249H121ZM123 247H122L123 251L121 250V253L125 254L126 250H124L125 248H123ZM180 248H181V246H180ZM69 249H72V250H69ZM74 250H76V249H74ZM67 253H65V254H67ZM1 256H4V259ZM258 262L259 261H256V264H258Z\"/></svg>", "mask_w": 264, "mask_h": 264}]
</instances>
